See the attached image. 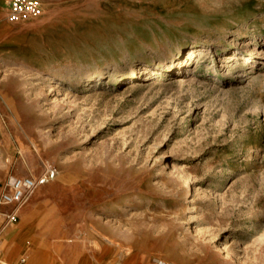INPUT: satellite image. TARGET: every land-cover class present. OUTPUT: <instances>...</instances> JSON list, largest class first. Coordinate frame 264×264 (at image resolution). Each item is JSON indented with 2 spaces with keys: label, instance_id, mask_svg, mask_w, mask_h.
Wrapping results in <instances>:
<instances>
[{
  "label": "rangeland",
  "instance_id": "obj_1",
  "mask_svg": "<svg viewBox=\"0 0 264 264\" xmlns=\"http://www.w3.org/2000/svg\"><path fill=\"white\" fill-rule=\"evenodd\" d=\"M38 1L48 33L0 62V191L45 180L19 214L58 264L62 244L101 264H264V0Z\"/></svg>",
  "mask_w": 264,
  "mask_h": 264
},
{
  "label": "crops",
  "instance_id": "obj_2",
  "mask_svg": "<svg viewBox=\"0 0 264 264\" xmlns=\"http://www.w3.org/2000/svg\"><path fill=\"white\" fill-rule=\"evenodd\" d=\"M12 0H0V62L6 58H17L20 50L24 47L23 41L29 38L42 37L47 34L51 25V12L48 16H40L33 18L26 22L11 23L8 21L9 5ZM44 5L49 9L50 1L57 0H41ZM24 207V206H23ZM22 207V209H23ZM21 209V210H22ZM9 208H3L2 212L8 211ZM37 212L29 211L19 214L18 221L16 223L8 224L4 221V217L0 215V259L8 264H18L23 257H25L24 264L28 263L26 256L29 258L34 252L42 247H46L44 243V232L42 229V220L38 218ZM30 229L32 237L30 240L24 242L20 256L16 262H9L8 256L4 253L7 246L10 245V249L16 248L18 244L16 235L19 230L23 232V229ZM16 242V243H15ZM37 244H36V243ZM12 245V246H11ZM14 246V247H13ZM77 246H69L68 244H62L59 257L61 258V264H76L79 256L83 251H78ZM17 254H15L16 256ZM14 256V257H15ZM13 257V258H14ZM27 261V262H26Z\"/></svg>",
  "mask_w": 264,
  "mask_h": 264
},
{
  "label": "built area",
  "instance_id": "obj_3",
  "mask_svg": "<svg viewBox=\"0 0 264 264\" xmlns=\"http://www.w3.org/2000/svg\"><path fill=\"white\" fill-rule=\"evenodd\" d=\"M43 8L38 0H12L9 5L8 21L11 23L26 22L40 17ZM45 180L37 181L32 178H10L0 191V208H9L8 211L0 210V215L8 224L16 223L19 211L28 202L32 193L43 184ZM22 259L18 264H24ZM0 264H8L0 259ZM155 264H170L164 260L156 259Z\"/></svg>",
  "mask_w": 264,
  "mask_h": 264
},
{
  "label": "bare ground",
  "instance_id": "obj_4",
  "mask_svg": "<svg viewBox=\"0 0 264 264\" xmlns=\"http://www.w3.org/2000/svg\"><path fill=\"white\" fill-rule=\"evenodd\" d=\"M238 54V53H237ZM191 55V52L188 53V57ZM230 59V62H227L226 63V66L227 68H229L228 70V74H230L231 70L230 68H236L238 67L239 65H235V64H239V59L240 58H237L235 55H232V56H229L228 57ZM180 59V58H179ZM235 60V62H234ZM237 60V62H236ZM179 63H177V60H171V61H168V62H159L158 63V67H167L168 70H173V69H177ZM235 65V66H234ZM233 70V69H232ZM141 72L138 70V67H133L131 68V70L127 73V75L129 76H126L125 78H129L131 76H134V75H137L139 76ZM159 82V81H158ZM152 85H159L160 83H157L156 81L151 83ZM126 91L127 90H131L132 88L135 87V85H132V83H129L126 85ZM92 90H95V88ZM6 96V95H5ZM119 231V230H118ZM50 232V231H48ZM20 233H23L22 231L19 230V232L16 234V235H19ZM49 233H47L46 235H48ZM16 243V242H15ZM36 243V242H35ZM52 243V242H51ZM47 244L46 247H40L36 250L35 254L34 255H31L29 257V262L30 264H58L57 262V259H55V257L53 258V253H55V247L51 244ZM37 244V243H36ZM12 246V245H11ZM14 247V246H13ZM9 250H7V252H9L8 254H6V256L9 257V259H13V257L15 256V254H17V252H19L20 248H21V245H17L16 248H13V249H10V245L7 247ZM6 248V249H7ZM93 257V256H92ZM91 257V258H92ZM90 257H88L87 255L86 256H81L77 261H76V264H94L95 262H97L98 264H101L100 260L102 258H104L103 256H100V258H98V256L94 259H91ZM224 260L227 262V263H231L233 264L234 263V257L230 256L229 254L224 258ZM14 261V260H13ZM96 263V264H97Z\"/></svg>",
  "mask_w": 264,
  "mask_h": 264
}]
</instances>
